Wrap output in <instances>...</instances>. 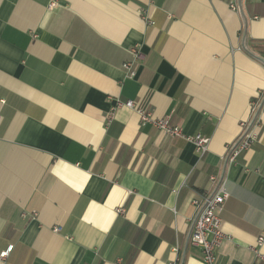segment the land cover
<instances>
[{"label": "crops", "instance_id": "1", "mask_svg": "<svg viewBox=\"0 0 264 264\" xmlns=\"http://www.w3.org/2000/svg\"><path fill=\"white\" fill-rule=\"evenodd\" d=\"M259 93L264 0H0V264H203L192 200L221 176L218 262L264 264V113L229 160Z\"/></svg>", "mask_w": 264, "mask_h": 264}, {"label": "built area", "instance_id": "2", "mask_svg": "<svg viewBox=\"0 0 264 264\" xmlns=\"http://www.w3.org/2000/svg\"><path fill=\"white\" fill-rule=\"evenodd\" d=\"M229 7L232 10H237L235 2H230ZM142 16L147 25H152L154 22L151 16L142 10ZM129 59L123 63V68L129 77L135 76L134 63L142 57L136 45L128 49ZM264 93H259L254 96L249 105V119L253 120V125H258L259 115L264 113ZM116 107H126L137 112L141 123H150L157 129L164 131L170 136L183 137L191 141L195 150L203 155L207 151L209 138L196 133L194 135H185L182 128L170 122L168 117H155L148 109L142 107L139 103L127 99L116 100ZM112 119V113H109L106 118V123ZM251 120V121H252ZM240 125L244 127L246 121H241ZM256 141V135L252 130H248L240 138L238 144L232 149L229 160H234L235 157L242 151L250 148ZM209 179L212 183L216 182V175H210ZM228 193L224 189L222 181L217 186L216 190L211 194H200L192 200L193 206L196 208V216L194 217L190 229V241L193 245L200 249L201 261L203 264H219L217 251L224 239V234L220 230V211ZM122 209H119L121 211ZM26 214L23 213L22 216ZM34 215V214H33ZM54 231H58L59 227H54ZM264 244V229L257 235L256 243L251 248L256 261L264 260V255L260 252V247ZM7 251L0 253V258L6 255ZM175 264V263H171Z\"/></svg>", "mask_w": 264, "mask_h": 264}, {"label": "trees", "instance_id": "3", "mask_svg": "<svg viewBox=\"0 0 264 264\" xmlns=\"http://www.w3.org/2000/svg\"><path fill=\"white\" fill-rule=\"evenodd\" d=\"M252 125H253V120L250 122V124H249V126H248V130L251 128ZM239 141H240V139L234 144L233 148L238 144ZM233 148H232V149H233ZM231 151H232V150H231ZM230 153H231V152H230ZM221 180H222V176H221L220 179L218 180L217 185H216L214 191L216 190V188H217V186L219 185V183L221 182ZM214 191H213V192H214Z\"/></svg>", "mask_w": 264, "mask_h": 264}]
</instances>
